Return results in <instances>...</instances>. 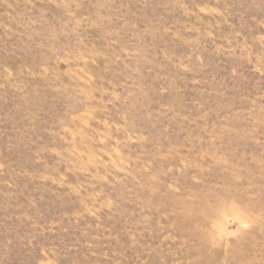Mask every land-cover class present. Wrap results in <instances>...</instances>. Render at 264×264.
I'll return each mask as SVG.
<instances>
[{
    "label": "rangeland",
    "instance_id": "obj_1",
    "mask_svg": "<svg viewBox=\"0 0 264 264\" xmlns=\"http://www.w3.org/2000/svg\"><path fill=\"white\" fill-rule=\"evenodd\" d=\"M0 264H264V0H0Z\"/></svg>",
    "mask_w": 264,
    "mask_h": 264
}]
</instances>
